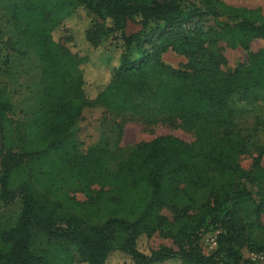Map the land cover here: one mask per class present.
Returning a JSON list of instances; mask_svg holds the SVG:
<instances>
[{
	"label": "trees",
	"instance_id": "1",
	"mask_svg": "<svg viewBox=\"0 0 264 264\" xmlns=\"http://www.w3.org/2000/svg\"><path fill=\"white\" fill-rule=\"evenodd\" d=\"M11 3L10 62L35 50L42 91L31 117L15 122L0 85V204H19L0 229V264H108L115 255L126 264H252L242 250L263 251L255 234L264 233V147L236 130L230 104L264 103V48L230 72L222 52L264 42L261 10L220 0ZM81 10L99 23L74 29ZM208 15L223 20L190 26ZM129 23L139 31L127 34ZM81 33L85 56L74 48ZM167 53L186 64L166 66ZM94 107L145 127L179 122L194 142L159 136L126 155L100 143L81 152L77 125ZM251 150L245 170L239 158ZM157 232L177 250L142 251ZM34 233L47 237L45 249L34 247ZM208 233L216 248L205 256L198 239Z\"/></svg>",
	"mask_w": 264,
	"mask_h": 264
},
{
	"label": "rangeland",
	"instance_id": "2",
	"mask_svg": "<svg viewBox=\"0 0 264 264\" xmlns=\"http://www.w3.org/2000/svg\"><path fill=\"white\" fill-rule=\"evenodd\" d=\"M224 5L231 7H242L247 9L258 8L264 16V0H220ZM193 3V0H189ZM199 5V2H194ZM11 0H0V85L9 96L11 102L10 117L15 122H24L31 117L32 112L37 108L38 97L42 88L38 85L41 80L40 71L36 67V52L31 49L28 51L27 60L15 59L10 62L12 53H10L6 42L12 38L13 28L10 24V11ZM76 20V19H75ZM90 20L92 23H99L92 15L86 16V13L81 10L79 19L74 23L69 22L70 26L79 28L81 32L88 27ZM223 19H213L211 16L201 17L192 22V25L198 24L203 30L213 27L217 22ZM139 31V26L129 23L126 28L127 34L136 33ZM110 35L105 39L102 48L110 44ZM153 39H151L152 41ZM78 45L74 48L76 53L85 56L86 44L83 40L82 33L76 40ZM69 44H73L69 43ZM70 46V45H69ZM264 48V42L261 40H254L250 43L249 50L243 51L239 48H224L222 56L224 59L223 71L230 72L237 66L245 64L249 61L251 55ZM8 58V62L5 61ZM163 61L166 66L173 69H181L186 64V59L167 53L163 56ZM9 66V67H8ZM230 108L235 112V127L243 137L250 140L251 143L264 147V103L260 99L251 100L247 103L233 102ZM80 130L76 132L75 138L77 145L80 146V151L93 147L100 143L98 146L107 145L111 150H119L122 154H128L133 147L141 142H147L159 136H172L176 137L186 143H193L194 136L192 133L185 131L179 122L171 125H155L145 127L134 121H123L120 117H115L109 112L100 107L86 109L83 112L80 121ZM106 141V142H105ZM256 156L254 151L249 154L242 155L239 158L241 166L247 170L251 166L252 159ZM264 166V157L262 159ZM114 168V165L111 167ZM97 190V187H93ZM70 197L76 201L83 203L86 202V197L83 193L72 192ZM19 211L18 202H14L8 207H2L0 204V229L6 227V223L15 218ZM161 215L166 217L168 221L173 220V213L170 209H163ZM264 226V216L262 219ZM215 233H208L199 236L198 245L201 252L208 256L214 249H212V240ZM34 247L36 249H45L47 246V237L34 233L33 235ZM255 241L261 244L263 251L259 253L249 252L247 249L242 250V256L245 260L249 259L250 254H260L264 256V233L259 231L255 234ZM67 246L66 244H63ZM140 248L145 253L150 251H160L162 249H171L176 251L172 239L162 232L153 234L149 239L143 240L140 243ZM69 250L74 253V250L69 247ZM77 257H75V262ZM78 264V263H74ZM108 264H126V261L120 255H115Z\"/></svg>",
	"mask_w": 264,
	"mask_h": 264
},
{
	"label": "built area",
	"instance_id": "3",
	"mask_svg": "<svg viewBox=\"0 0 264 264\" xmlns=\"http://www.w3.org/2000/svg\"><path fill=\"white\" fill-rule=\"evenodd\" d=\"M216 248V238L212 240V249ZM248 261L252 264H264V256L260 254H250Z\"/></svg>",
	"mask_w": 264,
	"mask_h": 264
},
{
	"label": "crops",
	"instance_id": "4",
	"mask_svg": "<svg viewBox=\"0 0 264 264\" xmlns=\"http://www.w3.org/2000/svg\"><path fill=\"white\" fill-rule=\"evenodd\" d=\"M83 112H84V111H83ZM82 115H83V113H82ZM80 121H81V120H80ZM80 121H79V123H78V125H77L78 130H80V126H79V125H80ZM86 150H87V149H86ZM86 150H85V151H86ZM85 151H81V152H85Z\"/></svg>",
	"mask_w": 264,
	"mask_h": 264
}]
</instances>
